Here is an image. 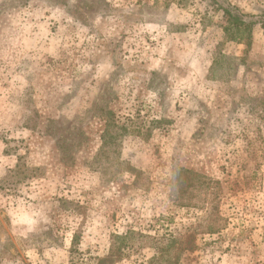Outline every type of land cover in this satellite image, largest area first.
Listing matches in <instances>:
<instances>
[{
    "label": "rangeland",
    "instance_id": "1",
    "mask_svg": "<svg viewBox=\"0 0 264 264\" xmlns=\"http://www.w3.org/2000/svg\"><path fill=\"white\" fill-rule=\"evenodd\" d=\"M228 4L251 45L225 39ZM262 20L264 0H0V264L116 243L151 264L192 228L161 264H264Z\"/></svg>",
    "mask_w": 264,
    "mask_h": 264
},
{
    "label": "trees",
    "instance_id": "2",
    "mask_svg": "<svg viewBox=\"0 0 264 264\" xmlns=\"http://www.w3.org/2000/svg\"><path fill=\"white\" fill-rule=\"evenodd\" d=\"M221 10L224 13V19L225 24L223 27L225 39L227 41H238L246 43L248 46L252 44L253 39V28L255 24L257 23L254 20L249 19L248 17L250 15L245 14L244 12L240 11L239 8H237L234 5L228 4L220 6ZM251 17V16H250ZM262 26L264 28V20L261 21ZM187 177L188 179L194 180L197 182V184H205L204 180H201L198 177H195L191 174V170H188L184 167H178L174 170V179H181ZM209 224H208V231L209 232H215L217 230L220 231V228H222L221 223L218 222L217 219L212 217V214H209ZM196 231L195 228H192L190 235L187 239H176L173 236L170 237H157L156 240H164L168 241V244L155 247L156 248V255L151 259V264H161L162 259L164 258H170L171 253L173 250H194L196 248V242L194 238V232ZM178 244H175V243ZM174 245V246H173ZM177 246V247H175ZM123 254V249L121 248V245L114 244L112 246V249L110 250V253L103 258H100L98 261V264H114L116 259H118ZM166 261V259H165ZM169 264H178V263H172L171 261Z\"/></svg>",
    "mask_w": 264,
    "mask_h": 264
}]
</instances>
